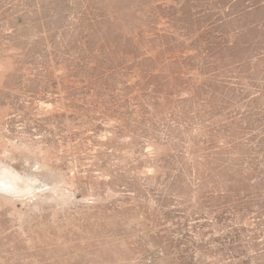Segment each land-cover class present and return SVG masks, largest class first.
<instances>
[{
	"label": "rangeland",
	"instance_id": "374dc122",
	"mask_svg": "<svg viewBox=\"0 0 264 264\" xmlns=\"http://www.w3.org/2000/svg\"><path fill=\"white\" fill-rule=\"evenodd\" d=\"M0 175V264H264V0H0Z\"/></svg>",
	"mask_w": 264,
	"mask_h": 264
},
{
	"label": "bare ground",
	"instance_id": "6f19581e",
	"mask_svg": "<svg viewBox=\"0 0 264 264\" xmlns=\"http://www.w3.org/2000/svg\"><path fill=\"white\" fill-rule=\"evenodd\" d=\"M18 140V139H17ZM11 142V141H10ZM12 143V142H11ZM35 144V143H34ZM15 145L12 143L11 147H14ZM13 149V148H12ZM7 167V166H6ZM5 168V167H4ZM32 173V172H31ZM3 175H0V187H7L9 184H11L10 182H8L4 177H1ZM13 185V184H12Z\"/></svg>",
	"mask_w": 264,
	"mask_h": 264
}]
</instances>
